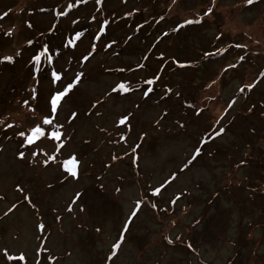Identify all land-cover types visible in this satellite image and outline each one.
<instances>
[{
  "label": "rangeland",
  "instance_id": "rangeland-1",
  "mask_svg": "<svg viewBox=\"0 0 264 264\" xmlns=\"http://www.w3.org/2000/svg\"><path fill=\"white\" fill-rule=\"evenodd\" d=\"M0 13L13 57L0 60V264H264V0H0ZM74 78L53 112L49 90Z\"/></svg>",
  "mask_w": 264,
  "mask_h": 264
},
{
  "label": "snow or ice",
  "instance_id": "snow-or-ice-1",
  "mask_svg": "<svg viewBox=\"0 0 264 264\" xmlns=\"http://www.w3.org/2000/svg\"><path fill=\"white\" fill-rule=\"evenodd\" d=\"M99 2H100V0H97V3H99ZM245 3H251V0H245ZM2 15H4V14L3 13H0V16H2ZM190 22H191L190 20H184L181 23L186 24V23H190ZM180 26H181L180 24H177L176 25L177 28H179ZM10 31L11 30H9L8 33H5V35H10ZM49 31H51V29H49ZM103 31H104V26H103V24H101L100 25V32H103ZM99 34L100 33L98 32L97 35H99ZM77 35H79V34H77ZM26 42L28 44H31L32 43V41H30V40L29 41H26ZM69 43L71 44L72 41L69 40ZM41 51H43V50H41ZM41 51H36L35 54L31 55V61L32 62H36V61L40 60ZM221 51H223V49H221ZM12 59H13V57H11V56H7V55L0 56V60H2V61H12ZM49 59L51 60L50 57H49ZM82 59H87V57H82ZM177 63H180V62L177 61ZM60 76H61V73L59 71H52L51 72V76H50L49 83H57L58 80H59V78H60ZM76 83H77V79L74 78V79L71 80L70 83H67L66 85H64V84L60 85L61 90H56V91L49 90V93H48V96L46 97V99H47V102L50 105V108H51V110L53 112L56 111L58 102H60L61 98L64 97L66 94H68L69 93V90L72 89L73 86ZM147 83L148 84H151L152 83V79H149L147 81ZM124 87L125 86H124L123 83H117L115 85V89H113V90H116V89H124ZM247 87L251 88L252 87V84L247 85ZM196 111H199V109H197ZM72 115L75 116V113H73ZM125 119H126V117H121L120 120L117 121V123H123ZM42 123H43L44 126H50V124H51V118H50V116L47 115V114H45L44 117H43ZM5 127H8V125H5ZM57 127H59V125ZM30 132L33 135L36 134V133H42V128H41V126H34V127H32L30 129ZM219 132H223V128H220L219 129ZM18 135L24 136V133L23 132H20V133H18ZM33 135H29L28 138L25 140V143L31 142L32 141V138H33ZM49 135H51L52 137H59V132H55V131L54 132H50ZM216 135H218V132L217 131H213L211 133V136L212 137H214ZM209 138H211V137H209ZM121 139H123V136H121ZM204 143H205L204 140H201L200 141V144L201 145L204 144ZM199 151H200V148H196L194 150L193 155H196L197 153H199ZM17 154L18 155H21V156L23 155V153H17ZM33 155H35V153H33ZM52 159H53V157L51 155H49L47 157V160L44 161V163H47L48 161H50ZM241 163H243V161ZM75 164H76V161L74 159H72V158H69L68 160H65L64 161V166L67 168V170L71 173V175L73 177H75L77 175L76 170H75V167H74ZM171 179H172V177L170 176L168 178V180H171ZM168 180L164 181V183L167 184L168 183ZM162 186L163 185H161V187ZM152 191L155 193L157 191V189H152ZM77 195H79V194H77ZM25 199H27V197H25ZM139 204H140V201H137L136 202L137 207L139 206ZM129 219H131V216L129 217ZM126 224H127V221H126ZM118 243H119V241H117V243H114L112 245V248L113 249H116Z\"/></svg>",
  "mask_w": 264,
  "mask_h": 264
},
{
  "label": "trees",
  "instance_id": "trees-1",
  "mask_svg": "<svg viewBox=\"0 0 264 264\" xmlns=\"http://www.w3.org/2000/svg\"><path fill=\"white\" fill-rule=\"evenodd\" d=\"M207 12H209V9L207 10ZM203 13H204V10H203ZM161 18V17H160ZM199 18H200V14L198 13V14H196L195 15V17H192V18H190V17H185V18H183V19H181V20H179V21H177V22H175L174 24H173V26L169 29V30H171V32H175V31H177L179 28H181V27H185V26H188V25H191V24H189V23H186V24H184V23H181L182 21H184V20H190L191 22L192 21H195V22H198L199 21ZM159 20V18L157 19H155V21L157 22ZM161 20V19H160ZM159 20V21H160ZM158 21V22H159ZM177 24H180L181 26L179 27V28H177L176 27V25ZM135 25H138V27H142L143 25H144V22H138L137 24H135ZM166 30V29H165ZM168 30V29H167ZM230 44H231V42H229ZM229 43H227L228 45H229ZM222 47H226V45L225 46H222ZM212 52H210L209 54H206V55H212L211 54ZM205 55V56H206ZM179 61V60H178ZM198 63V62H197ZM192 63L191 62H189V61H186V62H184V64L182 65V66H184V67H187V66H190ZM226 67H228V66H222L221 67V69L223 70V69H225ZM216 80L217 79H212V80H210L208 83H207V87H210V86H212V84L214 85L215 83H216ZM219 80V79H218ZM198 108H200V107H196V110L198 109ZM201 109V108H200ZM225 109H227V106H225L224 107V109H221L220 108V113L221 112H223ZM249 110V109H248Z\"/></svg>",
  "mask_w": 264,
  "mask_h": 264
},
{
  "label": "water",
  "instance_id": "water-1",
  "mask_svg": "<svg viewBox=\"0 0 264 264\" xmlns=\"http://www.w3.org/2000/svg\"><path fill=\"white\" fill-rule=\"evenodd\" d=\"M30 135H33V134L30 133ZM36 135H37V134H34L32 139H34V136H36ZM67 160H68V159H67ZM74 167H75V170H76V164L74 165ZM63 168H64V169L66 168V167L64 166V162H63ZM66 169H67V168H66Z\"/></svg>",
  "mask_w": 264,
  "mask_h": 264
},
{
  "label": "flooded vegetation",
  "instance_id": "flooded-vegetation-1",
  "mask_svg": "<svg viewBox=\"0 0 264 264\" xmlns=\"http://www.w3.org/2000/svg\"><path fill=\"white\" fill-rule=\"evenodd\" d=\"M249 112H250V110H249Z\"/></svg>",
  "mask_w": 264,
  "mask_h": 264
},
{
  "label": "bare ground",
  "instance_id": "bare-ground-1",
  "mask_svg": "<svg viewBox=\"0 0 264 264\" xmlns=\"http://www.w3.org/2000/svg\"><path fill=\"white\" fill-rule=\"evenodd\" d=\"M61 103V102H60Z\"/></svg>",
  "mask_w": 264,
  "mask_h": 264
}]
</instances>
